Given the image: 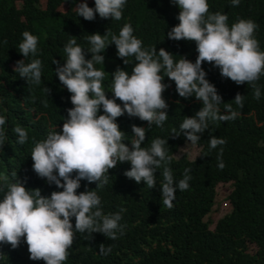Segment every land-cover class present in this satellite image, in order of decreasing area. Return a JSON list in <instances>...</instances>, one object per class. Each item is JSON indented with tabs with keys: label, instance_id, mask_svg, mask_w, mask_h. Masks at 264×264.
<instances>
[{
	"label": "trees",
	"instance_id": "obj_1",
	"mask_svg": "<svg viewBox=\"0 0 264 264\" xmlns=\"http://www.w3.org/2000/svg\"><path fill=\"white\" fill-rule=\"evenodd\" d=\"M84 2L95 8V0H0V116L6 118V138L0 144V175L7 174L12 182L23 181L30 191L40 189L44 197L63 189L49 185L46 178L41 179L33 171L31 152L35 142L46 139L53 129L62 132L67 110L73 107L71 93L55 73V60L59 66L64 65V48L71 38H76L77 45L85 50V58L90 60L88 35L103 36L108 30L118 35L123 25L130 23L133 35L143 42V48L155 46L157 53L163 48L177 62L185 57L195 63L198 57L194 41L168 38V32L179 24L180 9L172 0H127L120 21L101 19L98 14L94 21L85 20L74 11ZM208 4L210 14L219 12L228 16L229 27L238 18L251 19L259 25L255 38L264 51V0H240L235 7L231 0H208ZM24 31L38 37L36 57L27 59L19 53ZM5 40L7 44L3 43ZM110 43L111 35L107 38L109 46L101 53L105 62L95 67L105 72L103 85L107 97L113 99L111 74L119 67L131 75L136 61L129 57V64L125 65L117 55L115 44ZM32 59H40L43 64L42 81L38 86L28 84L26 78L14 71L17 61L25 60L27 64ZM202 68L207 73L206 79L222 97L220 113L228 114L227 105L239 115L227 122L209 121L208 130L198 134L201 136L196 145L199 153L194 159L174 154L190 143L180 133V124L185 117L195 116L203 103L194 96L181 98L175 82L166 76L162 82L169 85L163 93L168 104V119L163 127L149 128L148 122L127 114L116 121L126 134L124 143L130 148L133 125L145 128L146 140L142 147H149L155 138L168 140L165 149L173 157L168 166L176 182L183 179L186 168L191 169L189 189L177 190L173 207L169 209L162 204L159 184L163 169H157V185L150 189L144 182L137 183L124 175L131 169L128 162L110 169L109 182L101 189H97L96 183L82 180L77 195L97 189L105 215L124 210L120 221L125 226L124 232L118 233L116 240L101 233L92 236L76 233L64 264H264V76L257 82L261 98L256 100L247 83L237 85L222 77L220 70L208 62H204ZM45 87L51 89L50 94L44 91ZM237 94L244 96L242 108L234 102ZM45 100L47 107L42 103ZM116 102L122 106L121 101ZM103 114L101 108L98 115ZM17 125L28 132L29 139L24 145L17 143L18 137L13 131ZM212 136L223 138L226 144L210 149L208 141ZM221 147L223 170L217 161ZM13 171L17 177L11 176ZM221 186L231 189L224 200L228 212L214 223L209 214L214 212L217 190ZM6 191H0V201ZM72 224L75 227V218ZM101 244L111 246V253L100 254ZM0 264L45 262L30 259L28 245L22 238L17 249L8 244L0 245Z\"/></svg>",
	"mask_w": 264,
	"mask_h": 264
},
{
	"label": "clouds",
	"instance_id": "obj_2",
	"mask_svg": "<svg viewBox=\"0 0 264 264\" xmlns=\"http://www.w3.org/2000/svg\"><path fill=\"white\" fill-rule=\"evenodd\" d=\"M172 3L180 9L177 17L179 24L168 32V38L194 41L198 52L195 63L185 57L174 61L173 55L163 48L159 53L155 46L143 48V42L133 35L130 23H125L118 35L111 34L109 30L103 36L99 33L88 35L86 39L90 47L87 52L92 54L90 60L85 58V50L77 45L75 37L65 45V63L59 66L55 60V73L71 93L73 107L67 110L68 118L64 120L62 132L53 129L46 139L35 142L31 152L33 171L41 179L46 178L49 185L54 184L63 191H54L50 197H44L40 189L30 191L23 181L16 179L12 182L7 174L0 175V191L7 189L0 201V245L8 244L17 249L24 238L31 260L64 264L76 233H87L88 236L101 233L108 239L116 240L118 233L124 232L125 226L120 223L124 210L105 215L97 189L108 184L110 169L125 162L130 163L131 169L124 175L137 183L144 182L150 189L156 187L157 169L162 168L159 181L162 204L169 209L173 207L177 190L183 192L190 187L191 169L186 168L183 179L176 182L168 166L173 159L165 149L168 140L155 138L149 147H142L146 140L145 128L133 125L130 148L124 143L126 134L116 122L127 114L148 122L149 128L153 125L163 127L168 119V104L163 98L169 87L162 82L165 76L175 82L181 98L194 96L203 103L195 116L185 117L179 126L180 133L193 147L201 139L198 134L208 130L209 121L227 122L239 115L227 105L228 114L220 113L222 97L206 79L207 73L202 68L204 62L213 64L222 77L237 85L247 83L253 89L254 98H261L257 82L264 76V51L260 50L259 41L255 38L259 25L251 19L238 18L229 27L226 14L209 13L208 0H172ZM231 3L234 7L239 6L240 0H231ZM126 4L127 0H95V8L84 2L78 4L74 11L87 21H94L97 14L101 19L120 21ZM109 35L110 44H115L117 55L125 65L129 64V57H134L136 61L131 75L119 67L111 74L113 99L107 97L103 85L105 72L95 67L105 62L101 53L106 48ZM22 37L19 53L27 59L36 57L38 37L29 31H24ZM3 43L7 44V41ZM42 68L40 59H32L27 64L25 60H20L14 71L21 78H26L28 84L38 86L42 81ZM44 91L50 94L51 89L45 87ZM117 100L122 102V106ZM243 101L244 96L237 94L235 104L242 108ZM42 103L47 107L46 100ZM101 108L104 114L98 115ZM5 124L6 118L0 116V144L6 138ZM13 131L18 137V144L24 145L28 141L25 128L17 125ZM208 142L210 149L226 144L223 138L215 136ZM177 152L174 154L176 157ZM222 157L221 147L217 157L221 170L225 167ZM11 176L17 177V173L13 171ZM82 180L96 183L97 189L77 195ZM230 191L225 186L223 192L228 195ZM111 251V246H99L102 255L107 256Z\"/></svg>",
	"mask_w": 264,
	"mask_h": 264
},
{
	"label": "rangeland",
	"instance_id": "obj_3",
	"mask_svg": "<svg viewBox=\"0 0 264 264\" xmlns=\"http://www.w3.org/2000/svg\"><path fill=\"white\" fill-rule=\"evenodd\" d=\"M186 149V150H182ZM199 152V149L195 146H191L190 143H187L183 146H181L178 149L177 156L179 157L181 154H185L189 159H194ZM219 187V186H218ZM225 190V186H221L219 188V192L217 190V197L215 200V205L213 207V211L211 214H209V218L215 223L217 219L222 217L226 212H228V208L226 207V203L224 202V196L227 194L224 193L223 191ZM215 208V210H214ZM213 226V225H212ZM211 226V227H212Z\"/></svg>",
	"mask_w": 264,
	"mask_h": 264
}]
</instances>
